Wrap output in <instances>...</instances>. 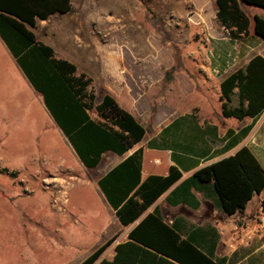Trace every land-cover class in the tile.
Listing matches in <instances>:
<instances>
[{"label": "crops", "instance_id": "crops-1", "mask_svg": "<svg viewBox=\"0 0 264 264\" xmlns=\"http://www.w3.org/2000/svg\"><path fill=\"white\" fill-rule=\"evenodd\" d=\"M70 1V11L38 19L32 28L35 36L51 46L57 58L73 63L77 73L91 78L89 89L97 102L109 93L145 128L141 140L123 154L111 150L101 154L98 165L103 169L98 179L140 148L142 180L167 175L171 166L181 172L143 215L156 212L181 239L219 264H264L263 224L259 225V218L264 219L262 193L253 194L241 211L227 215L212 183L193 177L196 170L232 155L242 146L249 148L264 169V110L243 119L221 112L220 82L253 55L226 42L235 40L224 34L217 20L220 30L214 26L213 0H204L201 6L189 0L196 18L181 7L170 16L177 21L174 27L181 40L177 50L141 48L140 42L148 46L152 41L150 35L127 39L112 23L102 28L96 21L98 31L82 36L80 27L69 30L68 18L74 9ZM254 13L264 17V12ZM105 28L112 34L108 35ZM70 38L74 42L67 47ZM201 40L211 42L210 47L199 48ZM257 54L264 57V53ZM79 55H84V67L77 59ZM236 103L237 97L232 105ZM90 116L97 118L94 112ZM137 222L124 226L118 221L111 233L117 236L105 250L106 258H112L114 246L127 240L128 231Z\"/></svg>", "mask_w": 264, "mask_h": 264}, {"label": "trees", "instance_id": "trees-1", "mask_svg": "<svg viewBox=\"0 0 264 264\" xmlns=\"http://www.w3.org/2000/svg\"><path fill=\"white\" fill-rule=\"evenodd\" d=\"M243 1V2H242ZM264 0H213L215 17L231 40L250 35V18L243 8ZM70 0H0V38L30 85L42 97L55 124L86 167L98 165L101 154L111 150L123 154L141 140L144 126L104 93L96 101L89 89L91 78L77 73L76 66L57 58L51 46L39 41L32 28L38 19L70 11ZM254 35L264 39V17L255 15ZM221 112L237 119L255 117L264 110V57L254 54L248 62L220 82ZM237 97V103L232 101ZM94 112L97 118H92ZM141 149L135 150L97 180L106 201L124 225L138 222L127 240L114 246L112 258L101 257L116 239L109 238L79 264H219L173 231L156 212H144L176 180L175 167L168 174L141 179ZM14 177L16 171L1 168ZM200 182L212 183L222 211H241L253 194L262 193L264 211V169L248 147L201 167L193 173Z\"/></svg>", "mask_w": 264, "mask_h": 264}, {"label": "rangeland", "instance_id": "rangeland-1", "mask_svg": "<svg viewBox=\"0 0 264 264\" xmlns=\"http://www.w3.org/2000/svg\"><path fill=\"white\" fill-rule=\"evenodd\" d=\"M72 4L69 30L80 27L83 36L98 31L97 22L102 28L112 23L127 39L150 35L152 41L148 46L140 42L141 48L179 49L177 21L170 16L180 7L197 16L189 0H72ZM242 5L250 18V35L226 42L250 56L264 53V39L253 33L254 12L261 14L264 8L257 3ZM70 42L74 38L66 41L67 47ZM198 44L208 48L211 42ZM83 57L77 58L81 65ZM4 167L16 171V176L0 171V264H79L113 235L119 223L97 185L103 167L86 168L81 163L0 39V170Z\"/></svg>", "mask_w": 264, "mask_h": 264}, {"label": "built area", "instance_id": "built-area-1", "mask_svg": "<svg viewBox=\"0 0 264 264\" xmlns=\"http://www.w3.org/2000/svg\"><path fill=\"white\" fill-rule=\"evenodd\" d=\"M259 225H262L263 224V226H261V228H262V232L264 233V219L261 217V218H259Z\"/></svg>", "mask_w": 264, "mask_h": 264}]
</instances>
